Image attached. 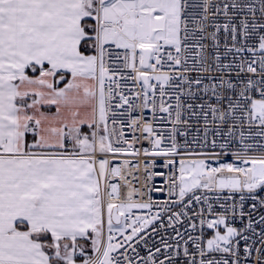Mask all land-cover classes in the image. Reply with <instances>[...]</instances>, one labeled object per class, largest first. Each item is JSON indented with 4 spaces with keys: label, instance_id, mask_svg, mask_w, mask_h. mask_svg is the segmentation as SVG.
Returning a JSON list of instances; mask_svg holds the SVG:
<instances>
[{
    "label": "snow or ice",
    "instance_id": "6c2138e0",
    "mask_svg": "<svg viewBox=\"0 0 264 264\" xmlns=\"http://www.w3.org/2000/svg\"><path fill=\"white\" fill-rule=\"evenodd\" d=\"M0 264H264V0H0Z\"/></svg>",
    "mask_w": 264,
    "mask_h": 264
}]
</instances>
